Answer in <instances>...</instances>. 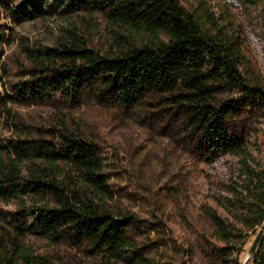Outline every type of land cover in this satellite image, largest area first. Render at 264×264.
<instances>
[{
  "label": "rangeland",
  "instance_id": "rangeland-1",
  "mask_svg": "<svg viewBox=\"0 0 264 264\" xmlns=\"http://www.w3.org/2000/svg\"><path fill=\"white\" fill-rule=\"evenodd\" d=\"M181 2L206 33L216 35L221 27L231 36L247 81L264 85V1ZM21 3L0 0V76L5 84L0 91L14 98L0 117V170L18 159L13 146L20 140L58 142L68 130L96 144L111 192L98 202L115 214L134 217L126 231L140 259L99 253L67 230L54 239L23 229L21 223L30 224L31 218L15 221L17 211L35 201L54 203L52 197L19 194L0 198V264L26 258L33 264H236L234 246L242 248V264L264 225L251 228L246 221L256 193L247 191L250 170L264 172V110L250 105L237 109L227 123L240 150L212 156L183 113L154 91L132 107L122 106L99 85L77 99L59 91L45 100L19 96L17 85L27 82L36 67L28 48L61 47L79 39L102 55L116 56L157 40L114 20L101 0H51L40 16L14 18L8 8ZM236 96L230 91L219 99ZM20 167V184L31 172H56L75 195L84 194L82 182L65 163L56 164L54 171L30 157ZM212 214L224 220L227 231L215 225Z\"/></svg>",
  "mask_w": 264,
  "mask_h": 264
},
{
  "label": "trees",
  "instance_id": "trees-1",
  "mask_svg": "<svg viewBox=\"0 0 264 264\" xmlns=\"http://www.w3.org/2000/svg\"><path fill=\"white\" fill-rule=\"evenodd\" d=\"M49 1L22 0L18 7L8 8V11L14 18L31 19L40 16L44 4ZM101 1L114 20L148 32L157 40L116 56L102 55L79 39L64 42L61 47L28 48L36 67L31 70L27 82L17 85V94L45 100L51 92L59 91L68 98L77 99L82 92L99 85L110 91L119 104L132 107L149 91H154L165 103L183 113L185 122L201 134L212 156L240 150L241 143L230 134L227 120L246 105L264 110V85L247 81L240 69L239 50L231 36L221 27L216 35L206 33L182 5V0ZM2 38L0 35V40ZM4 85L0 76V88L5 90ZM230 91L239 96L219 99L220 94ZM9 99L14 98L0 91V117ZM13 147L18 159L0 170V198L38 194L43 199L52 197L54 203L50 206L35 201L29 208L17 211L15 221L31 218L30 224L21 223L23 229L54 239L67 230L99 253H108L119 260L139 261L126 231L134 217L115 214L98 202L101 197H109L111 192L96 144L66 130L58 142L20 140ZM30 157L51 166L54 171H57L56 164H67L85 187L84 194L75 195L70 183L59 180L56 172L42 175L31 172L27 182L18 183L22 178L20 165L24 158ZM250 172L247 191L252 193L255 189L256 193L246 221L255 228L264 222V172ZM211 217L220 230L227 231L222 218L216 214ZM234 250L237 253L235 263L241 264L242 248L234 246ZM1 264L33 263L26 258L22 263ZM252 264H264V235Z\"/></svg>",
  "mask_w": 264,
  "mask_h": 264
},
{
  "label": "water",
  "instance_id": "water-1",
  "mask_svg": "<svg viewBox=\"0 0 264 264\" xmlns=\"http://www.w3.org/2000/svg\"><path fill=\"white\" fill-rule=\"evenodd\" d=\"M263 235H264V225L262 226L261 230L257 234L256 239L254 240V243H253V245H252V247L250 249V253H249L248 258L242 264H250L251 262H253V260H254V258L256 256L258 247L260 245V242H261V240L263 238Z\"/></svg>",
  "mask_w": 264,
  "mask_h": 264
},
{
  "label": "bare ground",
  "instance_id": "bare-ground-1",
  "mask_svg": "<svg viewBox=\"0 0 264 264\" xmlns=\"http://www.w3.org/2000/svg\"><path fill=\"white\" fill-rule=\"evenodd\" d=\"M248 256H249V252L247 251V252H245V254L243 256V261H245L248 258Z\"/></svg>",
  "mask_w": 264,
  "mask_h": 264
}]
</instances>
